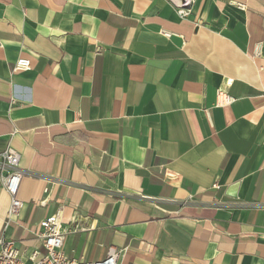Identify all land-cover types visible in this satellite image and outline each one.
<instances>
[{
	"label": "crops",
	"instance_id": "1",
	"mask_svg": "<svg viewBox=\"0 0 264 264\" xmlns=\"http://www.w3.org/2000/svg\"><path fill=\"white\" fill-rule=\"evenodd\" d=\"M8 146L26 173L10 221L0 184V239L26 263L60 211L68 257L264 264V0L185 19L166 0H0Z\"/></svg>",
	"mask_w": 264,
	"mask_h": 264
},
{
	"label": "built area",
	"instance_id": "2",
	"mask_svg": "<svg viewBox=\"0 0 264 264\" xmlns=\"http://www.w3.org/2000/svg\"><path fill=\"white\" fill-rule=\"evenodd\" d=\"M166 1L181 19H185L191 14L192 7L196 2V0ZM29 65V59L18 58L14 63L13 70H26ZM226 83L229 85L231 81L228 80ZM233 100L224 90L221 88L217 89L216 105H228ZM20 158V153L10 146L0 153V184L10 198L7 221H10L12 217H17L23 205L22 201L17 198L21 178L26 173L20 167ZM38 228L35 234L44 248V254L40 258L36 259L34 256L31 263H26L21 258L12 240L0 239V264H117V259L122 253L120 249H110L103 259L97 261H87L66 256L62 252L65 231L62 227L60 211L42 219L38 224Z\"/></svg>",
	"mask_w": 264,
	"mask_h": 264
},
{
	"label": "water",
	"instance_id": "3",
	"mask_svg": "<svg viewBox=\"0 0 264 264\" xmlns=\"http://www.w3.org/2000/svg\"><path fill=\"white\" fill-rule=\"evenodd\" d=\"M232 190H233V188H231ZM229 194H232L233 195V193H231V191H229Z\"/></svg>",
	"mask_w": 264,
	"mask_h": 264
}]
</instances>
